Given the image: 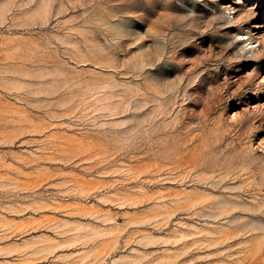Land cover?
I'll return each instance as SVG.
<instances>
[{"label":"rangeland","instance_id":"374dc122","mask_svg":"<svg viewBox=\"0 0 264 264\" xmlns=\"http://www.w3.org/2000/svg\"><path fill=\"white\" fill-rule=\"evenodd\" d=\"M0 264H264V0H0Z\"/></svg>","mask_w":264,"mask_h":264}]
</instances>
